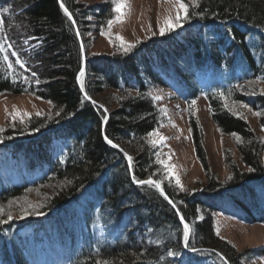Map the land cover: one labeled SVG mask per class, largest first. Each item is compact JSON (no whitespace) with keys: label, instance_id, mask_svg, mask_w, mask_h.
<instances>
[{"label":"trees","instance_id":"trees-1","mask_svg":"<svg viewBox=\"0 0 264 264\" xmlns=\"http://www.w3.org/2000/svg\"><path fill=\"white\" fill-rule=\"evenodd\" d=\"M191 5L189 18L162 37L92 55L84 41L94 25L89 18L105 29L115 14L112 0H0V95L30 93L55 111L0 131V165L10 157L22 177L13 184L0 179V206L7 210L26 192L49 187L39 208L12 210L27 216L0 214V264H39L23 235L28 229L42 247L55 249L56 264H243L242 254L216 234L212 212L264 224V142L224 106L229 99L247 104L264 127V95L239 91L264 83V0ZM151 85L173 90L189 107L203 95L215 125L242 137L249 169L233 166L227 182L212 180L203 194L174 190L158 161L160 147L148 139L164 122ZM108 89L120 96L113 108L88 99ZM189 123L205 163L202 128L193 114ZM149 178L163 194L136 182ZM184 222L191 229L187 247Z\"/></svg>","mask_w":264,"mask_h":264},{"label":"rangeland","instance_id":"rangeland-1","mask_svg":"<svg viewBox=\"0 0 264 264\" xmlns=\"http://www.w3.org/2000/svg\"><path fill=\"white\" fill-rule=\"evenodd\" d=\"M78 1L86 5H96L104 0ZM185 2L194 4L195 0H185ZM125 3L127 7L123 10L122 21L114 22L110 30L107 26L99 31V27L95 24V19L89 18L90 23L91 21L94 22V25L91 24L89 29L85 30L84 41L88 46L87 52L89 54L100 53L109 55L123 51L124 49L120 46L121 41L118 37H123L126 44L134 46L152 37L160 38L164 35L160 34V28L164 26L166 19L169 17L174 19L177 15L178 5L176 0H125ZM116 15L115 13L113 19H115ZM181 15H183L182 12ZM183 22L184 20H181L179 24L182 25ZM103 33H107V35ZM142 77H145V75H142ZM144 80L147 84L151 82L149 79ZM148 91L157 104L161 115L164 116V122L154 130L158 134L155 136L149 135L148 139L151 143L155 141L152 144L160 147L158 161L162 164L163 171H166L172 177L174 190L185 194H203L210 186V181L217 180L222 184L227 182L232 176L233 166L242 170L249 169L244 164L239 151V145L243 141L242 137L238 134H226L215 125L211 109L203 95L199 97L192 107H189L173 90L151 85ZM243 91L249 95L251 93L264 95V83H247ZM157 97L159 99H156ZM90 99L95 102L94 104L109 109L114 107L120 96H118L116 91L108 89L94 94ZM225 103L228 105V110L245 119L254 130L256 136L264 142V127L260 122L261 114L257 115L256 113L259 112L247 104L235 102L231 99L225 101ZM244 105H247V107H244ZM54 114L53 104L36 95L30 93H5L0 95V129L2 130L16 125H24L32 117L54 116ZM191 114L196 117L202 128V147L204 149L205 163H202L197 155L189 123ZM237 136L240 138L239 142ZM124 152L129 157L132 156L128 148H124ZM169 169H171V172ZM176 177H179L182 187L176 184ZM21 178L18 168L10 157H8L6 162L2 161L0 179L13 184L20 181ZM48 188L42 187L38 191L31 190L26 192L24 198L10 204L6 208L7 210L0 206V214L7 217L10 215L11 218L16 219L20 218V215L22 217L27 216V214L23 215L22 212L18 213L12 210L15 207H21L24 213H28L27 209L30 207L35 210L37 205L42 203V199L46 197V193L49 192ZM81 203L84 205V199L81 200ZM79 205H75L74 208L78 207V211H82L84 207ZM197 213L198 221L205 217L201 208L197 210ZM212 215L216 234L217 230H219L217 235L230 246H233L237 253L242 254L241 261L243 264H264V252L261 254L250 252L255 249L264 250V224L246 223L219 212H213ZM76 229L78 230L77 223ZM23 235H27L32 241L36 263H57L59 256L48 243H46V248L42 250L40 243H34L35 238L32 230L24 232Z\"/></svg>","mask_w":264,"mask_h":264},{"label":"snow or ice","instance_id":"snow-or-ice-1","mask_svg":"<svg viewBox=\"0 0 264 264\" xmlns=\"http://www.w3.org/2000/svg\"><path fill=\"white\" fill-rule=\"evenodd\" d=\"M113 2H114V8L112 9V11H114L117 15L115 16V19H109L107 21V26H108L109 30L111 29V26H112V24L114 22L122 21L123 16H124V11L123 10L127 7V5L125 3V0H113ZM176 3L178 5L177 15L175 16L174 19L172 17H169L168 19H166V21L164 23V26L160 28V34L161 35L165 34L166 31L173 30L175 27L181 26L179 24V22L181 20H187L189 18V8L192 7V6H195V5H191L189 3H186L185 0H176ZM181 12L183 13V15H181ZM174 20H175V22H174ZM103 34L107 35V33H103ZM118 39L121 41L120 46L125 51H128L129 49L134 47V45L126 44L124 42V40H123V37H118ZM81 75H83V73H81ZM221 95H223V93H221ZM156 99H159V97H157ZM93 103H95V102H93ZM194 104H195V101L192 102V105H194ZM224 106L226 108L228 107L227 104H225ZM244 107H247V105H244ZM256 114L260 115V113H256ZM13 119H15V117H13ZM21 119H22V117H21ZM0 131H2V129H0ZM157 134L158 133L156 131H154V132L150 133L149 135L155 136ZM233 135H236V134H233ZM105 139H107V137H105ZM239 139L240 138L237 136L238 142H239ZM0 142H2V141H0ZM108 143L112 144V141L108 140ZM152 143H155V141H153ZM112 146L113 147H117V145H115V144H112ZM128 159H129V162L131 163V157H128ZM169 171L171 172V169H169ZM134 179H135V177H134ZM136 182L138 184L148 185V186H152V187L158 188V189L161 190V193L163 194V189L160 187V182L159 181H156V180H153V179L149 178L147 180H137ZM175 182H176L177 185L182 187L179 177H176ZM169 203H172V202L169 201ZM173 207H175L174 204H173ZM177 211H179V210H177ZM8 219H11L10 215L8 216ZM180 220L184 221V216L182 214L180 215ZM190 231H191V229H190L189 224L187 222H184V240H185V245L184 246L185 247L188 246L187 241L189 239ZM217 234H219V230H217ZM98 264H108V262L107 261H102V262H98ZM226 264H227V262H226Z\"/></svg>","mask_w":264,"mask_h":264},{"label":"bare ground","instance_id":"bare-ground-1","mask_svg":"<svg viewBox=\"0 0 264 264\" xmlns=\"http://www.w3.org/2000/svg\"><path fill=\"white\" fill-rule=\"evenodd\" d=\"M245 86H246V84L242 85L241 92H243V89H244ZM90 98H91V97H90ZM90 98L88 97V99H90ZM212 214H213V212H212ZM210 251H213V250L210 249ZM214 253H216V254H220L216 249H214ZM197 264H204V262H203L202 260H199V259H198Z\"/></svg>","mask_w":264,"mask_h":264}]
</instances>
